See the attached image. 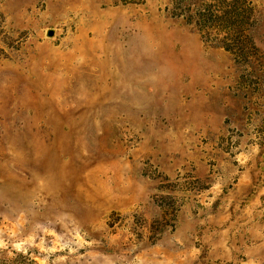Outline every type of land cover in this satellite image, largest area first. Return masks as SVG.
I'll return each instance as SVG.
<instances>
[{
  "label": "rangeland",
  "instance_id": "rangeland-1",
  "mask_svg": "<svg viewBox=\"0 0 264 264\" xmlns=\"http://www.w3.org/2000/svg\"><path fill=\"white\" fill-rule=\"evenodd\" d=\"M0 264H264V0H0Z\"/></svg>",
  "mask_w": 264,
  "mask_h": 264
}]
</instances>
